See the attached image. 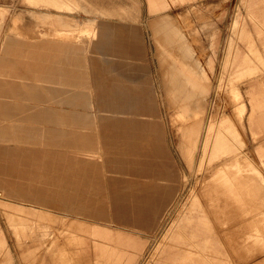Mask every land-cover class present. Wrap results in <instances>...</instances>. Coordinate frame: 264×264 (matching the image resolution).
<instances>
[{"label":"crops","instance_id":"1","mask_svg":"<svg viewBox=\"0 0 264 264\" xmlns=\"http://www.w3.org/2000/svg\"><path fill=\"white\" fill-rule=\"evenodd\" d=\"M172 1L187 2L194 7L196 0ZM26 2L33 8L28 10V20L22 12L14 15V26L11 30L17 36L12 37L8 33L2 36L0 41V157L18 154L29 164V160L35 161L39 158L56 160L58 153L54 152L65 150L73 154L75 161L71 164L84 170L85 177L92 179L93 186L105 171L99 162L104 154L103 146H115V157L108 155L114 159V170L111 171L118 172V175L108 176L109 183L119 187L115 197L117 212L114 217L122 223L137 226L143 222L146 227L153 226V203L155 204L156 196L162 195L161 202H165L168 197L163 195L170 193L171 185H182L184 174L177 175L163 162L164 141L159 130L156 132L160 123L156 119L155 107L147 103L143 98L144 94L138 91L139 85L132 87L119 78L104 77L101 84L104 92L93 93L86 51L92 45L120 53L121 43L120 40H110L105 29L107 23L100 30L95 17L79 22L71 15L73 11L82 9L95 15L134 19L138 16L137 2L134 0L129 7L104 5L99 0ZM146 3L148 12L157 18L163 15L170 5L168 0H146ZM5 14L6 10L0 7V32ZM256 28L264 33V23L260 17ZM242 35L243 41L248 35V42L250 32L245 22L242 25ZM235 53L236 51L232 57H235ZM105 59L109 65L118 63L110 57ZM245 59L243 55L242 66L246 64ZM184 60H187V66L202 78L201 69L198 68L207 66L211 59L207 60L206 65H201L193 59V52L189 51L188 54L184 53ZM244 71L243 67L242 72ZM165 74L167 76L164 78V86L171 102L179 97V93H173L171 90L173 85L178 83L183 89H190L191 95L197 97V106H202L200 103H203L207 92L195 81L187 79L177 65L169 66ZM260 82H264L261 76L253 79L248 90V121L264 130V92L259 88ZM134 88L136 91L131 92ZM51 90H54V93H51ZM230 91L236 92L234 97L243 112L245 104L241 100L240 90L235 87ZM22 106L34 109L23 111L19 109ZM209 130L210 136L214 138L212 145L215 144L216 150L224 147L231 152L224 140L231 133L230 118L222 116ZM148 133L152 134L151 142ZM252 133L257 134L258 131L252 130ZM186 144L185 139L180 137L179 146ZM215 147L212 148L214 151ZM258 151V163L246 154L231 155V159L226 160L228 163L240 161L245 165L249 164V168L245 170L247 173L239 177H229L228 171H223L208 177L209 184L203 192L207 209L195 201L189 217L179 223V226L189 227L188 232L192 233L191 237H188L185 230L179 229L184 236L183 243L179 246V255L182 252L183 255L191 253L192 249L193 264H207L211 263V260L213 262L214 251L219 264H234L233 256L245 261V264H264V147ZM53 153L54 155H50ZM95 156L98 158L95 159ZM196 157L198 162L200 153ZM233 165L237 167V163ZM20 167L19 165V169ZM14 187L15 184L0 178V190L5 191L8 196L2 193L0 206L6 210L8 220L19 237L31 231L32 223H37L41 232V248L55 251L62 257L69 251L68 248L64 244H57L55 240L45 244V239L51 235L48 228L52 222L68 225L67 228H61L60 232L66 234L67 242L72 245L70 251L73 256L63 258L61 263L73 264L78 261L74 257L80 256L85 257V264H155L157 260V264L162 263L161 252L168 244L169 233L146 255L150 247L149 241L110 225L112 217L105 208L97 206L95 209L85 205V215L103 219L106 224L75 216L67 219V214L10 199L11 194L19 192ZM33 197L41 203L66 202L61 199L50 200L47 195ZM2 226L0 264H22L23 257L30 263L34 262L35 257H30V249L20 251L15 248V240L4 232ZM203 235L205 240L202 239ZM223 241L226 242L225 246ZM198 256L200 261L197 260ZM40 259L42 263L45 262L44 258Z\"/></svg>","mask_w":264,"mask_h":264},{"label":"rangeland","instance_id":"2","mask_svg":"<svg viewBox=\"0 0 264 264\" xmlns=\"http://www.w3.org/2000/svg\"><path fill=\"white\" fill-rule=\"evenodd\" d=\"M99 1L104 5L114 4L125 7L134 3V0ZM135 1L138 6V16L134 19L95 15L82 9L73 11L71 15L79 22L85 18L95 17L100 30L107 23L105 29L110 40L113 42L120 40L121 43L120 53L122 54L92 45L86 51L88 73L94 87L93 93L101 94L104 92L101 86L104 77L119 78L132 87L139 85L138 91L144 94L143 98L146 99L147 103L155 107L156 119L160 123L155 129L156 132L159 130L164 141L163 162L177 175L184 174L181 179L182 185H171L170 193L163 195L168 197L165 202H161L160 197L162 198V195L156 196L155 204L153 203L155 205L153 226L146 227L143 222L135 226L122 223L114 217L117 212L115 197L119 187L116 184H110L108 176L118 175V172L111 171L114 170V159L112 160L108 155L115 157L113 154L115 146H110V148L108 145L103 146L104 154L99 162L102 163L101 167L105 171L104 173L101 172L102 176L93 186L91 185L92 179L85 177V171L79 166L71 164L72 161H75L73 159L75 157L65 150L54 152L55 154L58 153L56 160L48 157L39 158L35 161L29 160L30 165L23 161L18 154L2 156L0 157V178L15 184L14 188L19 191L11 194L10 199L67 214L69 215L66 217L67 219H71L70 216H75L76 218L106 224L103 219L85 215V205L95 209L97 206L103 207L112 217L110 225L147 239L149 246L157 238L163 240L164 236L169 233L168 244L164 246L161 252V264H193L192 249H190L191 253L188 252L183 255L182 252L179 255V246L182 245L184 237L179 229L185 230L188 237H191L192 234L188 232L189 227L186 225L179 226V223L189 217L195 201H198V205L203 206V208L208 207L203 192L209 184L208 177L210 175L228 171L229 177L232 175L239 177L241 174L247 173L245 170L247 167L249 168V164L246 163L245 165L244 162L240 161L234 163L226 161L231 159V155L246 154L251 160L258 163V149L264 147V130L259 129L255 123L248 121L250 108L248 90L253 79L260 76L264 79V33L256 28L259 17L264 23V0H196L194 7L187 2L179 3L168 0L170 3L168 9L158 18L148 12L146 0ZM0 7L6 10L0 32L1 41V37L8 33L12 37L17 36L11 30L14 26L12 22L14 15L22 12L25 15L24 18L28 20V10L33 8L26 0H0ZM159 22L161 25H156ZM243 22L250 32L248 42V35L243 41ZM39 28L44 30L42 27ZM164 29L167 31L165 34L168 35L161 32ZM162 33L163 36H170V39L162 38ZM170 43L175 46L173 45L174 47L171 48ZM1 45L0 43V48ZM124 46H126L125 50ZM164 47L168 51L164 52L166 50ZM189 51L193 52V59L201 65H206L208 59L212 60V64L210 60L207 66L198 68L201 69L202 78H199L186 65L185 60V62L183 61L184 53L188 54ZM234 51H236L235 57H232ZM175 55L177 59H175ZM243 55L246 58L245 66H242ZM106 57L116 59L114 62L117 61L118 63L109 65L106 63ZM167 64L180 67V72L187 79L195 81L207 92L203 103H200L202 106L198 107L196 104L197 97H193L192 92L183 89L178 83H175L176 85H173L171 90L173 93H179V97L175 98L173 102L168 99L167 90L164 86V78L167 76L165 71L169 69ZM243 67L245 68L244 72H242ZM259 85V88L264 92V82H260ZM235 87L240 90L241 100L245 104L243 112L238 106V100L234 97L236 92L230 91ZM135 91L134 88L131 92ZM50 92L54 93V90ZM18 100L21 101L20 98ZM23 101L30 102L31 100ZM19 109L30 111L34 108L22 106ZM222 116L230 118L231 133L224 140L226 141L225 145L231 148V152L224 149V145H222L223 149L219 148V150H216L215 144L212 145L214 138L210 136L211 130L209 129ZM252 130H257L258 133L254 134ZM148 137L151 142L152 134L148 133ZM180 137L185 139L186 145L179 146ZM213 147H215V151L212 149ZM54 153L50 155H54ZM199 153L201 158L196 162V155ZM94 158L97 159L98 157L95 156ZM235 163H237V167L233 165ZM19 165L21 166L20 169ZM262 171L264 172L263 167ZM155 172L156 170H154ZM176 181L175 178L174 182ZM172 183L173 180L171 179ZM2 193L5 194V191L2 190ZM5 195L7 196V194ZM33 195H47L50 200L61 199L66 202L41 203ZM1 225H3L4 232L15 240V248L20 251L30 249V257H35L32 263L23 257L21 259L22 264H65L61 263L60 260L73 256L70 251L72 245L67 242L66 234L60 232L61 228H67L68 225L52 222L51 227L48 228L51 235L45 239V244L55 240L57 244H64L68 248L69 251L62 257L55 251L51 252L45 250L44 247L41 248V232L37 223L31 224L32 229L28 231L29 234L19 237L2 206H0V228ZM215 228L216 225L213 226V229ZM204 236H202L203 240H205ZM223 242L225 246L226 242ZM41 257L44 258V263L41 262ZM215 257L213 251V262L211 260V263L207 264H219V259L216 260ZM74 259H78V261L73 262V264H85V257L83 256L74 257ZM200 259L198 256L197 260L200 261ZM232 259L234 264H245V261L239 260L237 256H233Z\"/></svg>","mask_w":264,"mask_h":264},{"label":"bare ground","instance_id":"3","mask_svg":"<svg viewBox=\"0 0 264 264\" xmlns=\"http://www.w3.org/2000/svg\"><path fill=\"white\" fill-rule=\"evenodd\" d=\"M164 21H165V20H164ZM159 24L161 25V22L156 23V25H159ZM160 27H161V26H160ZM164 31H165V32H164ZM161 32H163V33L165 34L167 31L164 29V30H162ZM163 33H162V35H161L162 38H164L165 40H166L167 38L170 39V36H163ZM165 35H168V34H165ZM159 37H160V36H159ZM161 40H162V39H161ZM174 40H175V39H174ZM174 40H172V41L174 42ZM165 42H166V41H165ZM168 44H169V41H168ZM170 44H171V46H172L171 48H173V47L175 46L174 44H173V45H174V46H173L172 43H170ZM177 47H178V46H177ZM164 48H165V47H164ZM165 49H166V50H164V52L168 51L167 48H165ZM169 51H170V50H169ZM169 54H170V53H169ZM172 54H173V53H172ZM171 57H172V56H171ZM174 57H175V59H177V58H176V55H175ZM181 58H182V56H181ZM168 59H169V58H168ZM182 59H183V58H182ZM173 60H174V59H173ZM175 61H176V60H175ZM183 61H184V59H183ZM186 61H187V60H186ZM165 62H166V61H165ZM184 62H185V61H184ZM163 63H164V62H163ZM179 63L181 64V62H179ZM179 63H178V64H179ZM170 64H171V63H170ZM183 64H184V63H183ZM172 65H173V64H172ZM186 65H187V64H186ZM170 66H171V65H170ZM183 66H184V65H183ZM171 68H172V67H171ZM186 68H187V67H186ZM179 69H180V67H179ZM172 70H173V69H172ZM169 71H170V70H169ZM183 71H184V70H183ZM183 71H182V72H183ZM187 71L190 72V70H187ZM187 71H185V73H186ZM189 72H187V73L189 74ZM191 72H192V71H191ZM171 73H172V72H171ZM174 73H175V71H174ZM192 73H193V72H192ZM166 75H167V74H166ZM176 75H177V74H176ZM181 77H183V76H181ZM181 77H180V78H181ZM163 78H164V77H163ZM171 79H172V78H171ZM175 79H176V78H175ZM172 80H173V79H172ZM183 88H184V87H183ZM189 90H190V89H189ZM0 197H2V191H1V190H0ZM159 239H160V238H157V240H156V241H155V242L149 247V250H148L147 253H149V251L151 250V248H153V246L159 241ZM141 261H142V260H141Z\"/></svg>","mask_w":264,"mask_h":264}]
</instances>
